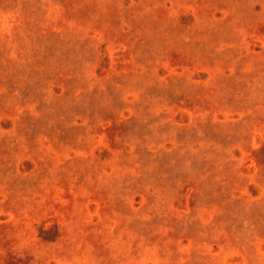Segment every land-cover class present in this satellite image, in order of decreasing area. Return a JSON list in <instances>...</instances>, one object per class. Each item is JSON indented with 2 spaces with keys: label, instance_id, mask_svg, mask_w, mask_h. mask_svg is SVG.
<instances>
[{
  "label": "rangeland",
  "instance_id": "obj_1",
  "mask_svg": "<svg viewBox=\"0 0 264 264\" xmlns=\"http://www.w3.org/2000/svg\"><path fill=\"white\" fill-rule=\"evenodd\" d=\"M0 264H264V0H0Z\"/></svg>",
  "mask_w": 264,
  "mask_h": 264
}]
</instances>
